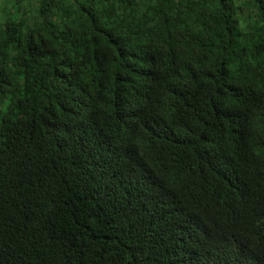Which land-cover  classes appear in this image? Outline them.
<instances>
[{
  "label": "trees",
  "instance_id": "trees-1",
  "mask_svg": "<svg viewBox=\"0 0 264 264\" xmlns=\"http://www.w3.org/2000/svg\"><path fill=\"white\" fill-rule=\"evenodd\" d=\"M0 264H264V0H0Z\"/></svg>",
  "mask_w": 264,
  "mask_h": 264
}]
</instances>
